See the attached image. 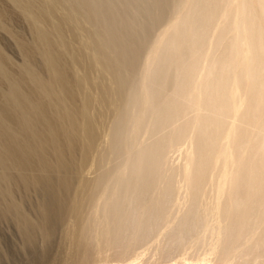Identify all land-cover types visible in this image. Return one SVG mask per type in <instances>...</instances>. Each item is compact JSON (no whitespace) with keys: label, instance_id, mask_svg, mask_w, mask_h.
I'll return each mask as SVG.
<instances>
[{"label":"bare ground","instance_id":"obj_1","mask_svg":"<svg viewBox=\"0 0 264 264\" xmlns=\"http://www.w3.org/2000/svg\"><path fill=\"white\" fill-rule=\"evenodd\" d=\"M8 1L34 41L0 9V30L23 59L14 68L0 52V214L29 232L26 242L36 233L48 242L69 217L77 246L88 238L121 257L151 242L159 258H264V0H65L69 14L55 23L61 0ZM82 23L91 26L81 42L91 60L78 77L62 29ZM103 113L111 164L89 188L77 187L99 148ZM181 146L179 166L168 165ZM15 191L41 199L36 222Z\"/></svg>","mask_w":264,"mask_h":264},{"label":"rangeland","instance_id":"obj_2","mask_svg":"<svg viewBox=\"0 0 264 264\" xmlns=\"http://www.w3.org/2000/svg\"><path fill=\"white\" fill-rule=\"evenodd\" d=\"M0 9L9 14H14L11 29L19 34L24 41L33 43V34L29 29V21L25 18V15H22L21 11H17L8 0H0ZM56 11L53 18H51V21L54 23L60 19H65L69 14L67 2L61 0ZM168 19L169 18H165L162 23L152 31L151 37L160 34L165 21ZM45 25H42L44 29L48 31L52 30L51 25ZM75 25L64 24L62 30L64 39L70 43L71 55H73L79 63L78 67L73 69L74 75L76 74V76L80 77L84 71L83 65L85 66L88 64L89 60H91L90 51L81 48V42H88L91 26L82 23L76 28ZM0 52L5 55L12 67L18 68L21 66L23 59L14 39L2 30H0ZM90 74L93 84L90 94L92 98H95L99 93L98 89L94 87V85L98 83V73L91 71ZM101 82L105 86L110 85L108 78H104ZM92 107L96 109V103L93 102ZM108 124L109 116L107 113H103L102 118L98 121L97 129V134L99 136L97 145L99 148L97 151L91 153L88 162L85 163L80 170V182L77 181V187L89 188L95 178L103 171V166L104 168H109L111 164V156L103 140ZM141 139H143V137ZM180 149H183V147L181 146L178 150L168 153V165L171 164L172 167L175 165V168L179 166L182 159ZM100 155L102 157L101 167L97 166L95 163L96 158ZM97 195L98 193H95L92 200L84 205V217L89 216L92 206L95 205L97 200ZM13 196L14 200L21 204L23 212L32 221L36 222L37 214L35 207L41 202V199L34 193L23 195L19 191H15ZM73 227H75L73 220L66 217L62 222L54 226L52 236L48 242L45 243L41 236L36 233L34 234L33 241L27 243L25 237L29 232L21 229L14 217L0 214V264H179V262H181L180 264H212L211 262L202 263L204 259H211L203 251L199 252L196 256L191 255L189 252H177L175 254L173 253L171 255L172 257H167L168 259L166 257L159 258L157 256H155V258L153 252H151L153 251L152 247L150 248L151 242H149L150 244L147 242V244L142 243V245H136L135 248L124 257L117 256L112 250L103 249L99 251L88 238H86L84 242L81 241V244L77 246L76 235L72 236L69 234ZM142 253L145 255H142ZM202 254L206 257L201 256ZM192 257L197 258V261ZM247 264H264V258L256 262H248Z\"/></svg>","mask_w":264,"mask_h":264}]
</instances>
